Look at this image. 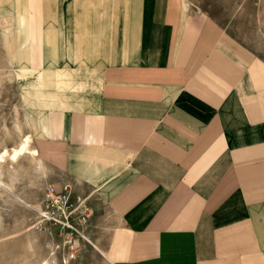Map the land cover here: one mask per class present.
Masks as SVG:
<instances>
[{
    "label": "crops",
    "instance_id": "0c3cea01",
    "mask_svg": "<svg viewBox=\"0 0 264 264\" xmlns=\"http://www.w3.org/2000/svg\"><path fill=\"white\" fill-rule=\"evenodd\" d=\"M203 2L0 0L20 124L101 264H264V57Z\"/></svg>",
    "mask_w": 264,
    "mask_h": 264
},
{
    "label": "rangeland",
    "instance_id": "374dc122",
    "mask_svg": "<svg viewBox=\"0 0 264 264\" xmlns=\"http://www.w3.org/2000/svg\"><path fill=\"white\" fill-rule=\"evenodd\" d=\"M203 5L211 7L230 32L264 57V0H205ZM18 122L20 124L13 76L5 68H0V150L13 145L17 139ZM17 165L6 161L2 167L6 183L11 182L12 176L18 180L13 190L8 191L7 202L2 203L4 236L0 237V264H36L35 261L47 253L43 242L47 235L55 241L58 257L64 252L70 254V258L73 257L71 253L75 255L71 264H101V256L95 248L100 231L89 220L91 212L86 205L80 199L70 198L64 191H56L51 179L46 185L33 178L32 163L28 158L21 159ZM46 191L53 193L54 197L50 198ZM17 197L21 202L14 200ZM36 200L42 203L47 220L39 232V242L29 246L26 235L37 217L36 211L25 204Z\"/></svg>",
    "mask_w": 264,
    "mask_h": 264
},
{
    "label": "bare ground",
    "instance_id": "6f19581e",
    "mask_svg": "<svg viewBox=\"0 0 264 264\" xmlns=\"http://www.w3.org/2000/svg\"><path fill=\"white\" fill-rule=\"evenodd\" d=\"M16 128H17L18 136L17 139L14 141L13 145L4 146L0 150V237L4 236V233H2L4 232L3 221H2V216H3L2 211L4 210V207L2 203L7 202L6 196L9 193L8 191L13 190V185L18 180L17 177H13V176L10 178L11 181L10 183H6L3 180L2 167L4 163L8 161V163L11 165L13 164L17 165V163L21 159L28 158L32 163V167H30V170L34 176L33 178H38L39 181L42 180L46 185L50 180V176H49L50 170L43 163V161H41L37 157L36 149L32 145V138L30 134L24 130L22 124H19V122L16 124ZM45 194L48 195L50 198L54 197L53 193H49L46 191ZM14 200H16L17 202H21V199H19L18 197L15 198ZM25 206L36 211L35 216L37 217V221L32 226H30L31 227L30 233L26 235L27 237L26 243L29 246H32V243L39 242V239H41V238L38 239L39 232L41 231V227L44 224L45 220H47L46 217L47 215L44 209L42 208V203H40L39 200H36L31 204L26 203ZM46 206L48 207V205ZM55 220L57 221L58 219L56 218ZM43 242L45 247L47 248V253L45 256L40 257L38 262L35 261L36 264H71L70 262L72 259L70 258V254L64 252L61 257H58L56 243L49 235H47V238H45Z\"/></svg>",
    "mask_w": 264,
    "mask_h": 264
}]
</instances>
